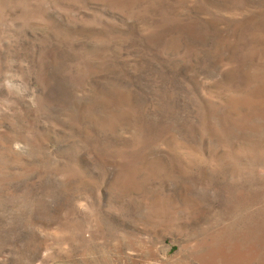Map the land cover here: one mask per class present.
Returning a JSON list of instances; mask_svg holds the SVG:
<instances>
[{"label": "rangeland", "instance_id": "1", "mask_svg": "<svg viewBox=\"0 0 264 264\" xmlns=\"http://www.w3.org/2000/svg\"><path fill=\"white\" fill-rule=\"evenodd\" d=\"M0 264H264V0H0Z\"/></svg>", "mask_w": 264, "mask_h": 264}]
</instances>
